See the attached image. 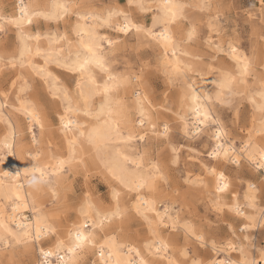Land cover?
<instances>
[{"label": "snow or ice", "instance_id": "snow-or-ice-1", "mask_svg": "<svg viewBox=\"0 0 264 264\" xmlns=\"http://www.w3.org/2000/svg\"><path fill=\"white\" fill-rule=\"evenodd\" d=\"M194 7L209 15L207 34L195 22L187 23L190 20L187 10ZM212 10V0H201L198 4L182 0H100L99 3L53 0L52 3L21 4L19 17L6 21L15 27L18 35V50L12 53L7 64L22 71L12 82L13 90L23 79L24 69H31L48 86V94L63 106L59 130L66 142V154L54 152L50 142L45 144L50 127L40 103L32 97L33 90L24 80L15 93L14 111L25 119L19 127L8 123L5 129H0V145L13 154L17 150L33 154L35 163L26 170V189L23 185L10 183L5 186L0 182V245L3 246L0 264H22L17 259L21 251L24 255H35L34 264H81V254L89 250L99 251V264H165V261L167 264H264V247L252 252L242 241L237 243L232 238H212L209 245L203 230L198 231L187 221L180 224L179 218L173 217L172 209L166 206L167 195L159 192L156 177L151 172L141 171L147 153L133 157L124 152L132 140L146 138L136 130L134 112L139 113L140 129L146 123L151 124L155 135L167 137L170 125L164 124L163 131H159L152 121L150 106L146 110L147 96L137 90L145 87L144 65H140L139 72L133 65L131 70L125 66L123 72L113 74L112 63L117 59L121 41L113 39L111 33L125 36L134 33L140 47L162 50L163 60L157 65V71H163L168 84L179 87L180 109L174 110V114L183 124L186 137L208 135L211 149L208 156L218 163L247 160L253 168L264 170V73L258 80L253 77L252 58L239 54L236 39L214 23ZM259 15L264 23V0L260 2ZM73 16L74 23L71 22ZM41 18L44 21L65 20L71 27H66L63 34L29 31L34 19ZM181 22L185 23L177 27ZM0 30H3L2 24ZM261 39L264 40V28ZM196 45H200L201 51L191 52ZM201 52H207L212 63H208L207 56ZM222 57L234 63V70L218 65ZM53 64L71 74L74 89L71 83H61L60 74H54L50 68ZM207 76L216 77L214 94H203L198 89L199 82ZM131 84L137 86L132 92L136 97L135 107L119 98L120 90L126 91ZM0 96L5 101L11 99L6 92H0ZM245 97L252 103L254 114L251 126L245 121L239 127L238 99ZM164 109L168 110L166 104ZM221 109L229 110V116L235 109L231 123L239 127V132L235 128L230 130L226 119L216 114ZM37 126L39 137L34 134ZM28 133H33L31 139ZM172 151L175 153L176 149ZM85 154H94L93 159L101 161L106 158L118 161L115 167L105 162L103 169L98 168L110 185L111 199L107 202L97 200L90 185L86 192L73 188L74 200L67 194V182L73 175L83 177L87 183L92 174ZM150 167L164 179L157 165ZM207 171L210 176H216L217 194L223 196L230 191L223 173L217 176L215 168ZM145 188L148 194H144ZM231 191L235 196L229 211L242 217L241 222L248 221L249 226H253L264 221V207L257 205L256 185L249 183L242 199L236 189ZM130 192L137 193V203L133 207L136 215L147 224L150 234L142 248L122 242L123 224L130 213L124 197ZM70 200L73 208L79 205L78 215L82 221H74L70 228L62 229L57 220L67 215ZM8 208L11 213L7 212ZM25 211L31 213L28 222L16 224L17 215ZM6 214L9 222L15 224L14 229L5 222ZM169 223L174 230L178 226L182 228L189 241L194 240L208 249L210 255L190 256V248L185 243L176 249L174 258L170 257L172 241L166 240L159 231L161 225L167 227ZM220 256L225 258L220 259Z\"/></svg>", "mask_w": 264, "mask_h": 264}, {"label": "rangeland", "instance_id": "rangeland-1", "mask_svg": "<svg viewBox=\"0 0 264 264\" xmlns=\"http://www.w3.org/2000/svg\"><path fill=\"white\" fill-rule=\"evenodd\" d=\"M7 1L9 3H13V0ZM69 1L78 2V0ZM184 1L192 4H198L201 2V0ZM94 2L99 3L100 0H94ZM260 2L261 0H212V17L215 18L214 23L218 25L220 30L226 33L228 36L234 37L236 39L237 46L242 49L250 58H252L253 77L256 80L259 79L261 73H264V68L263 66H261V62L257 63V61L255 60L256 55L258 56L259 53L264 52V40L261 39V31L262 28H264V23H262L261 17L259 15ZM217 13L219 14L217 15ZM187 16L191 20H189V22L187 21L189 25L191 24L190 22H195L197 23L198 28L204 34H207V22L209 20V15L207 12L201 13L197 8L194 7L187 10ZM73 18L74 16L71 17V22ZM150 19L151 18L149 17L148 24L150 22ZM61 22L59 21L55 24L52 21H44L43 19H40L36 23L32 24L31 31H51L53 33L59 31L61 33V31H63V29H65L69 24L68 21H65V25L63 26ZM183 23L185 22H181V26L183 25ZM13 27L14 26L11 25L4 26L3 31L0 32V87L2 88L0 92L10 93L11 99L9 101L11 104H13L15 100L13 98L14 90L12 85L10 84L15 79H17L18 76L17 71H15L16 68L18 69V67L12 68L7 64V61L12 59V53H14V49L18 41L16 39L17 30H15V27ZM115 34L111 33L112 37L119 35ZM135 37L136 35L134 33L129 36H124V38L123 36H120L119 39L120 41H123V47L117 53V59L112 63V65H114L117 71L125 69V66H128L131 70L132 66L136 65L135 71L137 72L140 71V65H144L146 72L145 76L147 77L148 75L146 86L150 89L151 96H153L152 102L154 101V104L156 102V106L158 104L157 107L155 106L156 109L158 108V110H160L157 121H169L167 122L170 125V130L168 133V139H165V142H159L155 141V139L147 138V140L142 143L145 144L143 146L147 147L148 149L149 159L151 158L159 164L161 172L164 176V179H160V177H158L155 183L158 187L159 192L167 195L168 204L166 206L172 209V215L174 217H178L180 223L187 221L189 223H193L197 227L198 231L203 230V234L207 240H211L212 238H215L217 240H226L232 238L236 240V242H239L242 234H245V230L240 229V223L242 219L233 214V212L229 211L225 206L216 210V208L212 206L213 204L211 202L213 194L204 192L202 190L204 187L202 182L196 183L198 180H200V178H202V176L205 179L211 177L208 173H204L203 165H200V163L204 165H212L213 163H218L216 160H213L208 156V152L211 151V149L208 147V144L210 142L208 135H199L193 139L191 137H186L180 132L179 124H177L179 123V121H177L176 115H173L176 105L174 104V101L171 97L172 94H177V92H179V87H173L172 85L168 84L167 78L164 75L163 71H157V65L159 64V62L158 56L156 54V48L152 46L140 47L138 38ZM190 51L193 53L200 52V45L194 46L190 49ZM201 55L207 56V52H201ZM213 55L222 56V54L216 53H213ZM227 59V57H222L218 61V65L222 64L223 61L227 62ZM207 60L208 63H212L211 56H207ZM54 69V72L56 74H60L62 84L68 82L73 86L74 81L71 80V76L65 70L56 68V66ZM15 72L17 74H15ZM23 75L28 76L24 74V72ZM30 80L32 84H35V86L38 85L37 77L31 78ZM36 88H39V91L41 92L39 96L41 98V101L44 102L43 106L50 107V109L47 108L49 109V113L51 112L50 119L53 117V119H51L49 122L50 129L52 130V137L54 136L55 140L58 141L59 139H56L57 134L55 135L54 133L56 132V129L58 127V122L56 119L57 114L55 111L56 109H60L59 105H55V102L53 103V99L50 98L51 96L49 94H46L47 92L44 91L43 88L41 89V86L38 85ZM243 88L244 86L242 85L241 89L243 90ZM207 89L213 90L214 86L212 84H207ZM2 98L3 97L0 96V101H2ZM10 103L9 105H7V108H10V111L13 112L14 110H12ZM165 104L168 106L167 111H165L164 109ZM238 105L241 113L239 127H242L245 121L247 122L248 126H251L252 116L254 114V107L252 103L247 97H245L243 99H238ZM216 114L221 116L222 119H226L230 130L232 128H235V130L239 132V127L236 125H232L231 123L232 116L235 115V109L232 110V116H229V110L227 109H221ZM164 117H167V120L164 119ZM11 118L16 120V122L20 121V115L16 112L11 116ZM169 119H173L174 121H170ZM160 128L161 125L159 129ZM0 129H5L4 123H2L1 121ZM35 133L36 135H38L37 127L35 129ZM57 144L60 145V147L62 145L60 143ZM141 146V144L137 145V151H140ZM170 146L172 149H176L175 153L172 152ZM174 156H177V158H173ZM85 157L88 161V164L91 166L92 174L89 176L87 183L85 182L83 177H77L73 175L71 180L67 182L68 196L74 200L75 194L72 191L73 188L77 190L83 189V191L86 192L88 191L90 185L92 191L95 193V197L97 200H101L104 202L109 201L111 199L110 185L105 179L104 173L98 171V168H102L94 163L90 155L85 154ZM173 159L175 160V162H173ZM220 167H222L224 172L229 176L231 181V189H236V191L240 193L241 199L243 197L247 182H251L256 185L258 189L256 191L257 205L258 207H264V170H254L252 166L245 160H240L238 164L230 161H224L223 165ZM190 181L193 182V184ZM257 194H259V196ZM131 195L132 193H127V195L124 197V199L127 201V205L131 202ZM210 197L211 199H209ZM231 197L232 195L228 194L227 199ZM78 206L79 205L77 204L76 207L73 208L72 200H70L67 215H65L62 220L58 219L57 221L62 224L65 221L70 222L75 220L76 209ZM250 211L251 210H249V212ZM126 223L127 234L134 235L136 233L143 235L144 224L139 216L132 215L131 210ZM165 229L164 233L170 232V235L176 237V243L179 247L184 246L185 243L188 244L190 248L189 255H192L196 258L210 255L208 249L200 247V245L194 240L189 241L187 238V241L184 242V231L179 226L175 230L171 229L170 227H167L166 230ZM247 236L249 240H243L242 242L248 246L250 251L255 252V250L264 247V221L258 222L253 226V228H250ZM11 254L12 250L10 249L9 255ZM28 256L29 255H24L21 251L17 254V259L21 261L22 264H27V262L30 261V258Z\"/></svg>", "mask_w": 264, "mask_h": 264}, {"label": "bare ground", "instance_id": "bare-ground-1", "mask_svg": "<svg viewBox=\"0 0 264 264\" xmlns=\"http://www.w3.org/2000/svg\"><path fill=\"white\" fill-rule=\"evenodd\" d=\"M73 1V0H72ZM38 2H40V3H52L53 2V0H13V3H9L7 0H0V24H2L3 25V29H4V26H8L9 24H7L6 23V21L8 20V19H11V18H18L19 17V15H20V12H19V8H20V6H21V4H24V5H33V4H35V3H38ZM67 2H69V3H75L76 1H73V2H70L69 0H67ZM79 2H83V0H79ZM125 2H126V0H125ZM182 2H185L184 0H182ZM42 19V18H41ZM38 20H40V19H34V21H33V24L34 23H36ZM62 21V22H61ZM60 22L62 23V25L64 26L65 25V20H61ZM191 21V20H190ZM52 22H54L55 24L57 23V21H55V20H52ZM75 22V17L73 18V20H72V23H74ZM189 22V21H188ZM191 23V22H190ZM197 24V23H196ZM151 25V19H150V22H149V26ZM11 26H13V25H11ZM32 26V25H31ZM31 26L29 27V31H31ZM67 26V25H66ZM65 26V27H66ZM181 26V24H178L177 25V27H180ZM67 27H71V24L69 23L68 24V26ZM14 28V27H13ZM16 30V29H15ZM3 30H0V32H2ZM64 31H65V29H63V31H61V34H63L64 33ZM102 34H107V33H102ZM115 34V33H114ZM116 35V34H115ZM120 36H123V38H124V34H119L118 36H115V37H112L113 39H118V40H120L119 38H120ZM136 38V37H135ZM134 38V39H135ZM17 40H18V35H17V38H16ZM122 39V38H121ZM3 43V42H2ZM46 43V42H45ZM123 41H121V43H120V47H119V50L123 47ZM125 43V42H124ZM236 46H237V44H236ZM148 47V46H147ZM238 47V46H237ZM17 50H18V41H17V44H16V47H15V49H14V52H17ZM4 51V50H3ZM156 54H157V56H158V62H159V64L162 62V60H163V52H162V50L161 49H157L156 48ZM259 51V50H258ZM238 52H239V54L241 55V56H248L242 49H240L239 47H238ZM137 53V52H136ZM258 53V52H257ZM264 53V52H263ZM249 57V56H248ZM185 59H187V58H185ZM225 59V58H224ZM223 59V60H224ZM262 59H264V56H262V53H259V55L257 56H255V60L257 61V63H259V62H261V60ZM222 60V61H223ZM226 60V59H225ZM221 61V62H222ZM183 62V61H182ZM39 63H43V61L41 60V61H39ZM256 63V64H257ZM147 66V65H146ZM220 66H224V67H231V68H233V70H234V68H235V66H234V63L229 59H227V62L225 61H223V63L222 64H220ZM258 66V65H257ZM261 66H263V68H264V64H262ZM260 67V66H259ZM50 68H51V70L53 71V73L54 74H56L55 72H54V68H55V65L53 64V65H51L50 66ZM112 69H113V74H116V73H119V72H123L124 71V69H122V70H119V71H117L116 69H115V67H114V65H112ZM21 69L18 67V69L16 68V70L15 71H17V73H18V76L17 77H19V76H21V71H20ZM149 70V69H148ZM1 71V70H0ZM23 72H24V74H26V75H28V76H25V75H23V79L22 80H20L17 84H16V88H15V91H14V100H16V95H15V93L16 92H18L19 91V88H20V86L23 84V82H24V80H27L28 81V86H29V88L30 89H32L33 91H32V97L33 98H35L39 103H40V106H41V108H42V110H43V112H44V114H45V117H46V122H47V124L49 125V127H50V120L51 119H53V117H52V115H51V119H50V113H49V109H50V107H46V106H43V104H44V102L43 101H41V98H40V96H39V94L41 93L40 91H39V88L37 89L36 87L39 85V86H41V89L43 88V90L44 91H46L45 93L46 94H48V86L47 85H45L41 80H40V78L39 77H37V76H35V74L31 71V69H24L23 70ZM149 72V71H148ZM16 72H15V74H17ZM146 73V72H145ZM70 76H71V74L70 73H68ZM149 74V73H148ZM102 75V74H101ZM37 77V83H38V85H36L35 86V84H32L31 83V78H36ZM16 78V77H15ZM30 78V79H29ZM148 78V75H147V77L145 76V78H144V85H145V87H141V88H137V86L135 85V84H131V85H129V87L127 88V90L125 91V90H123V89H121L120 90V92H119V98H121V99H124V100H126V102L129 104V105H131V106H133V107H135V105H136V97L135 96H133L132 95V92H133V89L134 88H137V90L138 91H140L141 92V95L142 96H147V100L145 101V106H146V110L148 109V107L150 106V109H151V118H152V121H153V123H155L157 126H158V128L160 127V125H161V128L159 129V131L160 132H162L163 131V125L164 124H168V120L164 117V119H166L167 121H163V122H159V121H157V119H158V115L160 114V110H158V108L156 109V107L158 106V104H157V106H156V102H155V104L152 102V97L153 96H151V92H150V89L146 86V82H147V79ZM29 79V80H28ZM215 79H216V77L215 76H207V77H205L203 80H201L200 82H199V84H198V89H199V91L201 92V93H203V94H207L208 92H213V94H214V92H215V89H216V84H215ZM15 80H17V79H15ZM100 83H103V81L101 80L100 81ZM207 84L209 85V84H212L213 86H214V89L213 90H208L207 89ZM10 85H12V87H13V83H11ZM211 86V85H210ZM242 86V85H241ZM1 88V87H0ZM75 88V82H74V84H73V89ZM12 89V88H11ZM0 90H2V88L0 89ZM177 90V89H176ZM9 91H11V90H9ZM44 91H43V93H44ZM180 91V90H179ZM10 94V93H9ZM168 97V96H167ZM171 97H172V99H173V101H174V104L176 105V108H175V110H179L180 109V102H179V92H177V94H172L171 95ZM4 98V97H3ZM2 98V101H0V105H4V104H7V105H9V103H10V101H5L4 99ZM50 98H52V97H50ZM53 99V98H52ZM9 102V103H8ZM15 102V101H14ZM13 102V104H11L10 103V106L12 107V110H14V108H15V106H16V104ZM55 102V105L57 104V105H59V108L60 109H56V114H57V122H58V127H57V129H56V132L54 133L55 135L57 134V137H56V139H59L58 141H56L55 140V138H54V136L52 137V130L50 129L49 130V132L47 133V135H46V138H45V144L47 145L49 142L51 143V145H52V150L54 151V152H56V153H60L61 151H64L65 152V154H66V142H64V140H63V134L61 133V131L59 130V124H60V121H59V115L63 112V106L61 105V102L60 101H58V100H54L53 99V103ZM173 103V102H172ZM156 106V107H155ZM47 108H49V109H47ZM160 108V107H159ZM171 110V109H170ZM169 110V111H170ZM166 111V110H165ZM171 112V111H170ZM165 113V112H164ZM13 114H15V111H10V108L8 109L7 108V106L6 107H0V121L2 122V123H4V127L6 128L7 127V124L8 123H12V124H15V125H17L18 127H19V125H20V123H21V121H23L25 118L24 117H22V116H20V121L18 122H16V120H14V119H12L11 118V116L13 115ZM170 114V113H169ZM219 114V113H218ZM133 115H134V117H136V120H135V126H136V130H138L139 132H140V135H144L146 138L144 139V140H139V139H134V140H132L131 142H130V145L128 146V147H126V148H124V152H125V154H131L133 157H137V156H139L140 154H142V153H147V157H146V159H145V161H144V164H145V167H144V169H142L141 171L142 172H144L145 174H147L148 172H151L152 173V175L153 176H155L156 177V179H155V182L157 181V178L158 177H160V173H157L156 171H155V169H152L150 166L151 165H157L158 167H159V164L156 162V161H154V160H152L151 158L149 159V154H148V149H147V147H145V146H143V145H145V144H142V143H144L146 140H147V138H152V139H155V141H164L165 142V139H168V136L167 137H161V136H158V135H155L154 133H153V129H152V125L151 124H145V126L143 127V129H140V126H139V113L138 112H134L133 113ZM161 115H163V114H161ZM173 115H175V114H173ZM9 117L11 118L10 120H9ZM171 117V116H170ZM170 120V119H169ZM173 120V119H172ZM172 120H170V121H172ZM174 121V120H173ZM176 121V120H175ZM178 121V120H177ZM52 123V122H51ZM160 124V125H159ZM177 124H179V129H180V132L182 133V134H184V129H183V124H181L180 122L179 123H177ZM178 126V125H177ZM37 129H38V135H36V133H34L37 137H39V135H40V132H39V127L37 126ZM8 131L10 132L11 131V129H8ZM194 131V130H193ZM54 132V131H53ZM28 135L30 136V139H31V136L33 135V133H28ZM185 135V134H184ZM28 136V137H29ZM199 136V135H198ZM188 137H191V136H188ZM49 138H50V140H49ZM192 138V137H191ZM196 138V137H195ZM187 139V138H186ZM194 139V138H193ZM57 143H60V144H62L63 145V150H62V148L60 147V145H58ZM167 143V142H166ZM138 144H141L142 146H141V149H140V151H137L138 149H137V145ZM182 147V146H181ZM170 148H171V146H170ZM172 149V148H171ZM173 152V151H172ZM32 155L33 154H30V153H21L19 150H17V152L15 153V154H13V153H11V152H9L7 149H5L2 145H0V182H2L5 186H7L8 184H10V183H14L15 185H17V186H21V185H23L24 186V188L26 189L27 188V181H26V177H25V173H26V170H28V169H30L31 168V165H32V163H35V161H33L32 160ZM176 155V154H175ZM178 155V154H177ZM91 156V158H92V160L94 161V163L95 164H97L100 168H104V164H105V162H108V163H111L112 164V166L113 167H115L116 165H117V163H118V161L116 160V159H108V158H106V161H101L99 158H96V159H93V156H94V154L93 155H90ZM177 158V156H174L173 158ZM174 160V159H173ZM175 161V160H174ZM227 162L228 160H221L219 163H213L212 165H204V164H202V163H200V165H203V171H204V173H208V169H210V168H215L216 169V175L217 176H219L221 173H223L224 175H225V178H226V180H227V182L230 184V191L228 192V193H226V194H224L223 196H220L219 194H217L216 192H215V185H216V176H211L210 178H203V176H202V178H200V180H198V178H197V182L196 183H198V182H202V184L204 185V187H203V191L204 192H209V193H212L213 194V198L211 199V197L209 198V199H211V202H212V206H214L215 208H216V210L217 209H220V208H222L223 206H225L228 210H229V208H230V206H231V202H232V200H233V198H234V196H235V193L234 192H232L231 191V181H230V178H229V176L224 172V170L222 169V167H220V166H222L223 165V162ZM245 161H247V160H245ZM197 162H200V161H197ZM229 162V161H228ZM231 162V161H230ZM248 162V161H247ZM239 162H237V163H235V164H238ZM160 168V167H159ZM253 168V167H252ZM254 170H256L255 168H253ZM187 175H188V173H187ZM199 175V174H198ZM197 177V176H196ZM188 181V180H187ZM191 181H193V180H191ZM190 181V182H191ZM196 181V180H195ZM245 182V181H244ZM192 184H193V182H191ZM249 183H251V182H247V184H246V187H245V191L247 190V187H248V185H249ZM261 183H263V182H261ZM251 184H253V183H251ZM259 184V183H258ZM199 185V184H198ZM264 185V184H263ZM195 186V185H194ZM260 186H261V184H260ZM257 188V187H256ZM260 189V188H259ZM258 190V189H257ZM144 194H148V189L147 188H145L144 190ZM244 191V192H245ZM109 192V191H108ZM176 192V191H175ZM130 193H132V195H131V202L127 205V207L131 210V212H132V215H136V213H135V209H134V207H133V205H135L136 203H137V201H136V199H135V197H136V192H130ZM208 193V194H209ZM228 194H231L232 195V197L231 198H229V199H227V197H228ZM258 196H259V194H257ZM208 199V198H207ZM208 199V200H209ZM209 204H210V202H209ZM124 205H122V207H123ZM79 207V206H78ZM78 207H77V209H76V217H75V220H73V221H70V222H64V223H62V224H60L59 223V221H57V224L58 225H60L61 226V228L63 229V228H70L71 226H72V224H73V222L74 221H77V220H81L82 221V218L81 217H79V215H78ZM214 207H211V208H214ZM7 212L8 213H11V208H8V210H7ZM248 212H249V210H248ZM27 213H29V214H27ZM233 214H235V213H233ZM247 214V213H246ZM31 215V213L30 212H27V211H25V212H22L21 214H19V215H17V217H16V224H19V223H27L28 222V220H27V217L28 216H30ZM171 215H172V212H171ZM173 216V215H172ZM174 217V216H173ZM236 217V216H235ZM141 218V217H140ZM240 219H242L243 220V218L242 217H239ZM70 220V219H69ZM141 221L143 222V224H144V232H143V235H140V234H134V235H131V234H127L126 233V231H127V229H126V226H127V220L124 222V224H123V228H124V239L122 240V242H125V243H129V244H133V245H137V246H140L141 248H142V246H143V244L144 243H146V242H148L149 241V239H150V234H149V230H148V226H147V224L143 221V219L141 218ZM5 222L6 223H8V226L9 227H11V228H15V224H13V223H10L9 222V217H8V215L6 214L5 215ZM263 222V221H262ZM184 222H182V223H180V224H183ZM240 229L241 230H245V234H242V237H240V241L239 242H237V243H241V241H246V240H249V238H248V236H247V233L249 232V230H250V228H253V226H249V223H248V221H243V222H241L240 223ZM116 227H117V229H119V225H116ZM167 227H170L171 229H173L172 227H171V224L169 223L168 224V226ZM167 227H164L163 225H161L160 226V228H159V231L161 232V234H162V236L166 239V240H171L172 241V244H173V247H172V249L169 251V253H168V255L170 256V257H173L174 258V253L176 252V249L177 248H179V246L177 245V243H176V241H177V239H176V237H174V236H172V235H170L169 233H164V229L166 228L167 229ZM165 229V230H166ZM239 229V230H240ZM232 230V229H231ZM184 231V230H183ZM111 234V233H110ZM184 237L186 238H183L184 240V242H186L187 241V237H186V235H185V232H184ZM252 240V239H251ZM182 243V242H181ZM195 243V242H194ZM208 243H209V245H210V243H211V240H208ZM195 245V244H194ZM3 246L2 245H0V248H2ZM183 247V246H182ZM125 251H126V249H125ZM145 254H147L146 252H145ZM225 255H227V254H225ZM20 256V255H19ZM190 256H192V255H190ZM29 258H30V261H32L33 262V264H34V261H35V255H29L28 256ZM220 259H224L225 257L224 256H220L219 257ZM99 251L97 250V251H91V250H89V251H86V252H84V253H82L81 254V256H80V260H81V264H99ZM165 264H167V261H165Z\"/></svg>", "mask_w": 264, "mask_h": 264}]
</instances>
